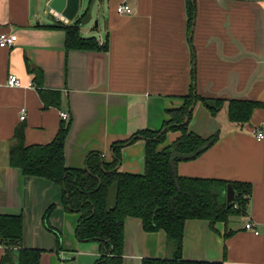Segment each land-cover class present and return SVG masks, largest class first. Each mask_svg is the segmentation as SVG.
I'll use <instances>...</instances> for the list:
<instances>
[{
    "label": "crops",
    "instance_id": "crops-1",
    "mask_svg": "<svg viewBox=\"0 0 264 264\" xmlns=\"http://www.w3.org/2000/svg\"><path fill=\"white\" fill-rule=\"evenodd\" d=\"M107 2L104 37L95 38L99 43L108 39L109 49L66 52L64 30L51 15L48 0H0V33L17 36L12 46L0 47V215H21L17 247L42 250L41 264H95L99 256L97 242L75 237L79 214L64 209L61 187L10 165L9 147L17 128L23 130L25 145L46 144L58 131L60 113L66 112L71 119L64 144L66 167H84L89 152L101 153L110 163L114 142L144 128L158 130L166 110L179 107L194 87L202 97L263 105L248 123L237 125L226 122L222 110L211 116L195 103L190 129L203 136L219 131L220 136L198 157L178 162L177 174L247 182L251 193L245 212L226 222L210 227L205 220H187L182 257L264 264V0H194L191 24L186 0ZM121 4L131 14H119ZM79 31L83 36L84 28ZM9 74L21 86H8ZM40 90L58 92L59 106L44 107ZM178 135L169 133L167 143ZM143 161L144 141L137 140L122 149L115 168L142 173ZM50 205L49 223L61 235L58 250L55 235L43 225ZM247 222L253 223L252 230L245 228ZM18 248L8 253L0 246V264H8L7 255L15 257ZM172 254L163 230L146 232L140 219H126L123 264Z\"/></svg>",
    "mask_w": 264,
    "mask_h": 264
},
{
    "label": "trees",
    "instance_id": "trees-1",
    "mask_svg": "<svg viewBox=\"0 0 264 264\" xmlns=\"http://www.w3.org/2000/svg\"><path fill=\"white\" fill-rule=\"evenodd\" d=\"M91 1V0H90ZM188 23L194 16V0H186ZM81 20V19H80ZM65 33L64 48L69 50L107 51L108 39L99 43L93 36L83 37L78 23H59ZM44 107L59 106L58 92L39 91ZM55 97L48 99L51 95ZM200 104L211 116L223 108L229 122L243 125L253 111L263 105L257 101L202 97L192 87L182 97V104L166 110V118L158 130H138L129 138L114 142L113 160L104 161L101 153L89 152L84 167L65 165L64 144L71 127V119L61 120L55 137L46 144L25 145L23 130L17 128L9 147L10 165L23 175L41 177L61 187V203L65 210L79 214L75 228L78 241L98 243L99 256L95 264H123L124 226L129 217L138 218L146 232L163 230L167 244L173 250L171 258H143L141 264H222L218 261H192L182 257L183 232L187 220H205L210 227L226 222L232 215L245 212L251 184L216 178L179 176L176 164L192 160L219 138L220 132L203 136L190 129L194 108ZM188 116V122L183 123ZM179 135L167 143L169 133ZM137 140L144 141V169L142 173L115 168L121 161L122 149ZM227 185L234 190V200L226 206ZM234 204H237L234 207ZM54 209L50 205L43 217V225L56 237L57 250L62 248L60 233L49 223ZM21 215H0V243L11 253L22 239ZM16 255H7L4 263L41 264L42 250L18 248Z\"/></svg>",
    "mask_w": 264,
    "mask_h": 264
},
{
    "label": "water",
    "instance_id": "water-1",
    "mask_svg": "<svg viewBox=\"0 0 264 264\" xmlns=\"http://www.w3.org/2000/svg\"><path fill=\"white\" fill-rule=\"evenodd\" d=\"M48 7L60 14L73 23L80 22L82 25L88 23L92 19V9L94 6V0H88L87 4L83 0H48ZM81 19V20H80ZM95 26L98 25V21L94 20ZM195 102L189 107L188 112L194 108ZM188 116L183 123L185 125L188 122ZM234 190L230 185H227L225 192L226 206L229 207L230 203L234 200Z\"/></svg>",
    "mask_w": 264,
    "mask_h": 264
},
{
    "label": "built area",
    "instance_id": "built-area-1",
    "mask_svg": "<svg viewBox=\"0 0 264 264\" xmlns=\"http://www.w3.org/2000/svg\"><path fill=\"white\" fill-rule=\"evenodd\" d=\"M116 11L119 14H131L132 9L126 5V4H121L117 7ZM51 15L55 18V20L59 23L62 24H70V22L67 18H65L62 14L54 11V10H50ZM73 23V22H72ZM17 40V36L14 33H8V32H1L0 33V47H10L12 46ZM7 85L10 87H14V86H21V83L19 81V79L17 78L16 75L14 74H9L7 77ZM26 116V110L25 108H22L20 110V119L23 120L25 119ZM60 117L63 120H67L68 119V114L66 112H61L60 113ZM255 135L258 139H262L263 138V134L261 133V131H254ZM237 204H234V207H236ZM245 228L248 230H252L254 228V225L252 222H247L245 225ZM255 234H258L257 230H254ZM0 246H2V244L0 243Z\"/></svg>",
    "mask_w": 264,
    "mask_h": 264
},
{
    "label": "rangeland",
    "instance_id": "rangeland-1",
    "mask_svg": "<svg viewBox=\"0 0 264 264\" xmlns=\"http://www.w3.org/2000/svg\"><path fill=\"white\" fill-rule=\"evenodd\" d=\"M83 1L85 4H87V2H88V0H83ZM107 8H108L107 0H96V3L92 9V19L88 23H85L83 25L80 22H78L77 25L82 29L84 28V30H85L83 33L84 37H91V36H94L96 38H99L100 36L104 37L106 27H105V20L103 18V12ZM94 20L98 21L97 26H95ZM225 113H226L225 108H223L222 114L225 115ZM227 121L228 120H226V122ZM237 216H235V217H237Z\"/></svg>",
    "mask_w": 264,
    "mask_h": 264
}]
</instances>
